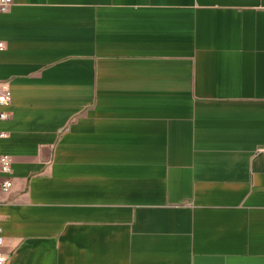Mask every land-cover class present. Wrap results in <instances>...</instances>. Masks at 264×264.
<instances>
[{"label":"crops","instance_id":"crops-1","mask_svg":"<svg viewBox=\"0 0 264 264\" xmlns=\"http://www.w3.org/2000/svg\"><path fill=\"white\" fill-rule=\"evenodd\" d=\"M0 39L7 264H264V0H14Z\"/></svg>","mask_w":264,"mask_h":264},{"label":"built area","instance_id":"built-area-1","mask_svg":"<svg viewBox=\"0 0 264 264\" xmlns=\"http://www.w3.org/2000/svg\"><path fill=\"white\" fill-rule=\"evenodd\" d=\"M14 5V0H0V15L7 14L12 6ZM6 49V44L3 40L0 39V53ZM12 103V90L8 83L0 81V108L4 110L0 112L1 120H8L11 118V113L8 111ZM8 135L3 133L0 134V137H7ZM12 160L8 156H0V171L4 174H10L12 172ZM12 181L9 179L4 183V190L9 191L12 188ZM0 254L6 255L3 252L5 245V237L3 234L2 228H0ZM7 256V255H6ZM8 263V260L5 261V264Z\"/></svg>","mask_w":264,"mask_h":264},{"label":"clouds","instance_id":"clouds-1","mask_svg":"<svg viewBox=\"0 0 264 264\" xmlns=\"http://www.w3.org/2000/svg\"><path fill=\"white\" fill-rule=\"evenodd\" d=\"M0 243H2V241H0ZM8 259V256L0 254V264H5V261Z\"/></svg>","mask_w":264,"mask_h":264}]
</instances>
